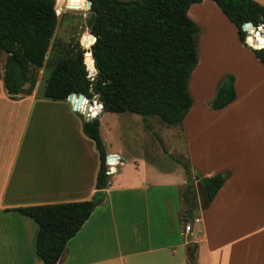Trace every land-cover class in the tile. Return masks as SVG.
<instances>
[{
    "label": "crops",
    "instance_id": "obj_1",
    "mask_svg": "<svg viewBox=\"0 0 264 264\" xmlns=\"http://www.w3.org/2000/svg\"><path fill=\"white\" fill-rule=\"evenodd\" d=\"M210 1L189 10L190 16L196 8L190 17L203 27L199 63L190 81L197 100L176 125V135L182 140L178 145L185 144L192 155L194 185L199 187L197 175L227 174L224 186L207 207L199 196V206L193 201L191 207L192 177L180 166L175 171L150 159L156 149L166 154L170 146L164 134L169 135L171 125L130 113L133 119L125 126L137 122L145 135L141 156L123 143L109 153L105 148L107 155L121 158L122 171L117 166L111 174L103 203L68 242L59 264H190L183 233L191 218L196 225L188 235L198 245L197 264H264V66L228 19L234 27L217 12H205ZM212 49L223 59L215 58ZM207 58L213 60L207 63ZM5 64L0 66V264H44L36 251L38 224L15 209L92 200L99 192L100 155L84 132L88 114L74 111L68 100L44 98L40 77L33 94L11 97L3 81ZM227 74L235 77L237 99L222 110L211 109L208 103ZM96 118L103 138L100 115ZM157 129L163 145L150 148L146 134Z\"/></svg>",
    "mask_w": 264,
    "mask_h": 264
},
{
    "label": "trees",
    "instance_id": "obj_2",
    "mask_svg": "<svg viewBox=\"0 0 264 264\" xmlns=\"http://www.w3.org/2000/svg\"><path fill=\"white\" fill-rule=\"evenodd\" d=\"M82 1L88 8L87 0ZM89 1L91 32L83 46L77 44L56 62L43 97L59 101L68 100L70 95L98 96L104 112L159 117L169 125L182 124L194 104L190 81L199 63L200 28L189 10L203 0ZM212 1L236 27L240 42L264 66V36L251 29L248 37L243 30L246 23L254 28L264 25V5L255 0ZM64 5L65 0H0V53L7 55L3 81L11 97L33 94L38 82L36 70L47 62ZM247 41L259 49L248 46ZM88 53L91 55L85 56ZM87 69L97 72L94 80L88 77ZM236 99L235 77L228 74L219 83L211 106L222 110ZM96 110L89 109L88 114L96 116ZM84 132L100 155L97 195L90 201L15 209L38 224L36 251L44 264H59L68 242L103 203L102 190L110 182L100 120L85 122ZM185 170L191 178L190 166L185 165ZM196 177L208 206L224 186L227 174Z\"/></svg>",
    "mask_w": 264,
    "mask_h": 264
},
{
    "label": "rangeland",
    "instance_id": "obj_3",
    "mask_svg": "<svg viewBox=\"0 0 264 264\" xmlns=\"http://www.w3.org/2000/svg\"><path fill=\"white\" fill-rule=\"evenodd\" d=\"M60 1H62V0H60ZM255 1L258 2L259 0H255ZM197 5L199 6V4H197ZM73 7H75V9ZM195 9L196 8H192L190 16H191V14H192V16H195V14H194ZM204 10H205V12H212V11L217 12L219 15L224 17V19L227 21L226 24H228L230 28H231V26L234 27L230 22H228L227 18H225L224 14L221 12V10L218 8V6L214 2L210 1V3L205 4ZM57 15H58V13H57ZM196 15H197V17L200 16L199 13H196ZM58 17H59L58 26H57V29L55 31V35H54L53 40H52V47L50 49L47 62L42 69L36 70L37 78L40 77L39 82H38V88H39L41 94L44 93L45 86H46V80L50 76L56 62L59 59L66 57L69 54V52L74 47H76L77 44H79L81 42V40H82L81 46H83L84 42L86 41L88 35L91 32L89 27H88V20L91 17V12L86 7V5L83 3L82 0H65V5L63 8L62 15L61 16L58 15ZM194 18H196V17H194ZM193 20H195V19H193ZM196 24L199 26V24L197 22H196ZM214 24H216L217 26L223 25L221 22L220 23L215 22ZM199 28H200V33L198 34V44H199V39L201 37V34L203 32V27L199 26ZM253 30L254 31L256 30L257 32H260L262 35H264V31H261L258 28H254ZM247 32H248V37H249L251 34V31L248 30ZM248 37H247V39H248ZM224 41H225V43L230 44V42H227V38L224 39ZM228 48L229 47H227L225 49L223 48L227 54H228V52H227ZM209 52H211L213 56H216L215 58L223 59L221 57V52L219 53L215 49H212ZM229 53L230 54L234 53V50L230 49ZM6 58H7V55L5 53H0V66L6 63ZM209 58H207V60H206L207 63H210L213 60V59H211V61H210ZM87 72H88V77L91 80H94L96 75H97V72L95 73V72L89 71L88 69H87ZM223 78L221 79V81L223 80ZM217 90H218V87H217ZM76 96H78V95H76ZM89 100H90V102H92L94 100L100 101L98 96H94L92 99H89ZM196 100L197 99H195L194 101H196ZM211 103H212V101L209 102L208 104H209V107L212 109ZM88 105H89V102H86V101L82 102V108L85 109L84 113H86V114H88L86 112ZM89 109H90V106H89ZM89 109H88V111H89ZM96 109L98 110V108H96ZM97 115H98V112H97ZM137 117L142 118V116H137ZM129 118L133 119V115L130 113L117 114V113H110V112H102V114H100L101 125H102V136H103L102 139L105 140V143H103V144L105 145V148L107 150H109L108 153L110 151L114 150V148L117 145H120L123 143L124 146L130 152H133L134 154L141 156V153H140L141 149L139 148V143H142L141 138H143L145 135H144V132H142L143 130L141 131V128H140L141 124H139L137 122L130 124L127 127L125 126L126 125L125 122ZM151 118L159 119L160 121L165 123L159 117H151ZM152 121H154V120H152ZM165 124L169 125L167 123H165ZM145 127L147 129L151 130V127H149L148 125H145ZM170 129L171 130L169 132V135L164 134V136H166V137L169 136L168 138L165 137V139H166L165 143H167V144L169 143V146H170L169 148H167V150L164 148V150H166L165 151L166 154H163V152L161 153L160 150L156 149V154L151 155L150 159L156 160L158 165H160V166L170 168V169L175 170V171L177 169H179L178 166L185 169V165L191 166V156L192 155L190 156V153L188 152L187 147L184 146L185 144L182 143V145H181L182 147L178 145V143H181L182 140L179 138V136L176 135L177 133H179L177 126L171 125ZM159 133L160 132H158V129H157V132L154 133L155 135L151 134V133L146 134V135H148L147 137L150 140L149 141L150 142V145H149L150 148L153 145H157L155 143H162V145H163V141L159 137ZM121 134L124 135L123 138L121 137ZM119 135H120V137H119ZM176 136L178 139L176 138ZM182 138H183V136H182ZM140 139H141V141H140ZM116 141L119 143H116ZM209 144L210 143H207V145H209ZM149 147L147 146V148H149ZM175 147H176V149H175ZM193 151H194L195 159L196 160L201 159L202 155H200V154L197 155V152L195 150H193ZM205 156H207V155L205 154ZM113 160H116V159L114 158ZM117 170L122 171V167L118 166ZM191 177H192V179H189V183L191 185L189 187V191L187 194V198H188L189 202H191V207H192L193 201H196L197 205L199 206V204H198V196H199V199L202 203V206H203V208H205L208 204V200H207V198L203 192L202 187L199 186L197 188L194 185V183H195L194 175H192ZM110 178L113 179V176L111 177V175H110ZM192 212L193 211L191 210V213ZM189 220L190 221L188 223L190 225H192V226L196 225L193 218H191Z\"/></svg>",
    "mask_w": 264,
    "mask_h": 264
},
{
    "label": "built area",
    "instance_id": "obj_4",
    "mask_svg": "<svg viewBox=\"0 0 264 264\" xmlns=\"http://www.w3.org/2000/svg\"><path fill=\"white\" fill-rule=\"evenodd\" d=\"M258 29L261 30V31H264V25L258 27ZM78 96L73 95V97L76 98V99H75V101H71V104H73V107H75L74 104L77 102L78 103V109L80 111H82V112H85L84 111L85 109L82 108V103L79 101V97ZM85 101L89 102V105L91 107L90 110H92L93 108H98V110H96L98 112V115L92 117L91 114H88L89 118H92V119L96 118L104 111L103 104L100 101L94 100V101L90 102V100L88 98H86V97H85ZM114 158L116 160H113ZM120 162H121V158L118 155H114V154L107 155V157H106V165L108 167V175H111L112 173L114 174L116 172V167L120 164ZM192 228H193V226L190 225L187 222L185 224V229H184L183 235L185 237H187V235L190 234Z\"/></svg>",
    "mask_w": 264,
    "mask_h": 264
},
{
    "label": "water",
    "instance_id": "obj_5",
    "mask_svg": "<svg viewBox=\"0 0 264 264\" xmlns=\"http://www.w3.org/2000/svg\"><path fill=\"white\" fill-rule=\"evenodd\" d=\"M87 6H88V9L90 10V9H91V6H92L91 1L87 0ZM73 8L75 9V7H73ZM251 29H254V26H253L252 23H246V24L243 26V30H244V31H248V30H251ZM255 31H256V30H255ZM250 36H251V34H250ZM80 43H82V40H81ZM73 98H74L73 95H70L69 98H68V101H70V102L73 101ZM84 98H85L84 95H79V101H80V102H82ZM74 106H75V107H74V111H80V110L78 109V103H77V102L74 104ZM80 112H81V111H80ZM83 113H84V112H83ZM84 114H86V113H84ZM91 120H93V119L87 117V121H91ZM186 243H187V244H186L187 258H188V260H189V263H190V264H197V263H196V257H195L196 250H197V247H198L197 243L194 242V241H192L191 235H188V236H187Z\"/></svg>",
    "mask_w": 264,
    "mask_h": 264
},
{
    "label": "bare ground",
    "instance_id": "obj_6",
    "mask_svg": "<svg viewBox=\"0 0 264 264\" xmlns=\"http://www.w3.org/2000/svg\"><path fill=\"white\" fill-rule=\"evenodd\" d=\"M87 55H91V54L88 53V54H86L85 56H87ZM82 102H83V101H82ZM82 102H81V103H82ZM89 106H90V105H88V108H87V111H86L87 113H88Z\"/></svg>",
    "mask_w": 264,
    "mask_h": 264
}]
</instances>
